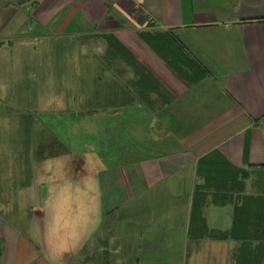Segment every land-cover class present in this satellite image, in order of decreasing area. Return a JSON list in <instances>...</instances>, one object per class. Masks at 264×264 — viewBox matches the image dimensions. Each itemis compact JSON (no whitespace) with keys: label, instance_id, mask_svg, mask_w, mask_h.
I'll return each mask as SVG.
<instances>
[{"label":"crops","instance_id":"crops-1","mask_svg":"<svg viewBox=\"0 0 264 264\" xmlns=\"http://www.w3.org/2000/svg\"><path fill=\"white\" fill-rule=\"evenodd\" d=\"M59 43L91 49L61 61L94 163L28 203L0 185V264H264V0H0V79Z\"/></svg>","mask_w":264,"mask_h":264},{"label":"rangeland","instance_id":"rangeland-1","mask_svg":"<svg viewBox=\"0 0 264 264\" xmlns=\"http://www.w3.org/2000/svg\"><path fill=\"white\" fill-rule=\"evenodd\" d=\"M57 45L54 54L58 56V65L55 71H51L50 65L43 62L42 77H39L34 72L33 55L29 54L26 55V71L15 74V79L13 74L4 75L0 79V85L8 88L7 94L0 96V110L5 109L6 113L11 115L8 122L4 121L6 126L0 127V185L17 186L19 182L18 186L25 184V203L35 199L32 200L35 185L29 187L34 184L32 181L35 179L39 182L37 188L45 187L47 192L50 189L64 191L68 185L72 187L69 181L75 178L69 175L78 172L80 180L82 169L92 168L94 163L91 160L85 166L79 159L72 160L68 155L74 146L73 141L77 133L74 134V129L67 128L65 111L73 104L80 105L82 87L76 75H79L82 65H65V60L61 61V56H72L76 60L82 55L92 54L91 49L76 45L64 48L61 43ZM43 51L42 59L48 58L50 55L46 53H49V49ZM71 77L74 88L71 87ZM11 94L16 96L12 97ZM2 99L4 102L1 104ZM76 114L81 115L78 112ZM53 122H57V127L51 124ZM68 132L73 140L72 145L67 143ZM79 146L82 145H76L75 150H78ZM11 170L17 175L20 170L23 172L20 176L12 177L9 176ZM36 170L38 176H34ZM5 171L7 173L3 177L1 174ZM2 179L5 181L1 182ZM16 190L10 193L12 197L16 195Z\"/></svg>","mask_w":264,"mask_h":264}]
</instances>
